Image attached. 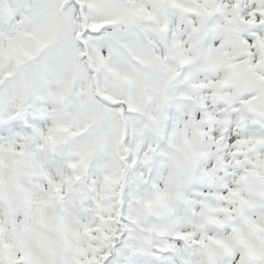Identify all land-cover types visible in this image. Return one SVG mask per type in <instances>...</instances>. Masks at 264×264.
Returning a JSON list of instances; mask_svg holds the SVG:
<instances>
[{"label":"snow or ice","instance_id":"6c2138e0","mask_svg":"<svg viewBox=\"0 0 264 264\" xmlns=\"http://www.w3.org/2000/svg\"><path fill=\"white\" fill-rule=\"evenodd\" d=\"M0 264H264V0H0Z\"/></svg>","mask_w":264,"mask_h":264}]
</instances>
